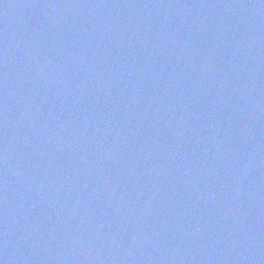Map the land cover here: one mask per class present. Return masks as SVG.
Masks as SVG:
<instances>
[{
  "label": "water",
  "instance_id": "water-1",
  "mask_svg": "<svg viewBox=\"0 0 264 264\" xmlns=\"http://www.w3.org/2000/svg\"><path fill=\"white\" fill-rule=\"evenodd\" d=\"M0 264H264V0H0Z\"/></svg>",
  "mask_w": 264,
  "mask_h": 264
}]
</instances>
